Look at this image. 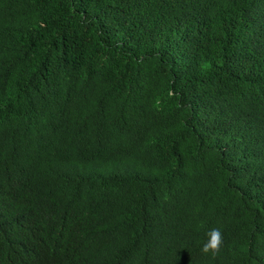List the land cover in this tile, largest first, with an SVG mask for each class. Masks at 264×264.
Returning <instances> with one entry per match:
<instances>
[{
	"label": "trees",
	"instance_id": "1",
	"mask_svg": "<svg viewBox=\"0 0 264 264\" xmlns=\"http://www.w3.org/2000/svg\"><path fill=\"white\" fill-rule=\"evenodd\" d=\"M0 264H264V0H0Z\"/></svg>",
	"mask_w": 264,
	"mask_h": 264
},
{
	"label": "clouds",
	"instance_id": "2",
	"mask_svg": "<svg viewBox=\"0 0 264 264\" xmlns=\"http://www.w3.org/2000/svg\"><path fill=\"white\" fill-rule=\"evenodd\" d=\"M207 240L201 248V252L205 255L211 253L213 256L219 254L221 245L223 244V234L219 228H212L207 233Z\"/></svg>",
	"mask_w": 264,
	"mask_h": 264
}]
</instances>
